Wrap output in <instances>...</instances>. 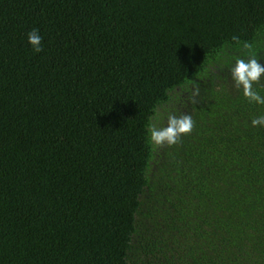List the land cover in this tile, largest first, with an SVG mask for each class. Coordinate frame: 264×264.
<instances>
[{
	"label": "trees",
	"instance_id": "obj_1",
	"mask_svg": "<svg viewBox=\"0 0 264 264\" xmlns=\"http://www.w3.org/2000/svg\"><path fill=\"white\" fill-rule=\"evenodd\" d=\"M249 52L264 0H0V264H264Z\"/></svg>",
	"mask_w": 264,
	"mask_h": 264
},
{
	"label": "clouds",
	"instance_id": "obj_2",
	"mask_svg": "<svg viewBox=\"0 0 264 264\" xmlns=\"http://www.w3.org/2000/svg\"><path fill=\"white\" fill-rule=\"evenodd\" d=\"M41 35L38 30L33 29L27 34V41L32 46L34 52L41 51ZM239 46V42H237ZM243 49L251 50L253 45L244 42ZM230 71L234 82L242 89L244 98L255 102L257 105L264 104V96H261L258 91H253V84L258 82L260 77L264 75V66H262L255 54L249 52L245 56L236 57L234 59V66L230 65ZM167 127L156 128L150 126L149 142L154 146L167 144L169 146L176 143L181 134L188 133L192 128V119L188 115L176 118L169 116ZM252 126L264 127V115L257 116L251 121Z\"/></svg>",
	"mask_w": 264,
	"mask_h": 264
}]
</instances>
